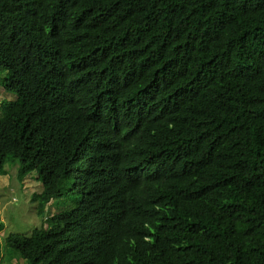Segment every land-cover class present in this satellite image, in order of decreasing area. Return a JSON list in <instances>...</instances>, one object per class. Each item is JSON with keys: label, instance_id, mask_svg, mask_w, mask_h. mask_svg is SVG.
I'll list each match as a JSON object with an SVG mask.
<instances>
[{"label": "trees", "instance_id": "1", "mask_svg": "<svg viewBox=\"0 0 264 264\" xmlns=\"http://www.w3.org/2000/svg\"><path fill=\"white\" fill-rule=\"evenodd\" d=\"M0 86V174L71 198L7 259L264 264V0H0Z\"/></svg>", "mask_w": 264, "mask_h": 264}, {"label": "rangeland", "instance_id": "2", "mask_svg": "<svg viewBox=\"0 0 264 264\" xmlns=\"http://www.w3.org/2000/svg\"><path fill=\"white\" fill-rule=\"evenodd\" d=\"M5 98L13 99L15 96L0 86V102ZM42 189L43 185L36 173L26 175L21 181L17 176L16 165L9 167L7 174H0V220L4 222L0 231V264H27L24 259H7L4 251L6 235L11 232L30 235L35 228L46 223L48 213H54L71 203L67 194L55 198L52 203H47L48 211L45 212L48 213L43 215L37 211V202L32 196Z\"/></svg>", "mask_w": 264, "mask_h": 264}]
</instances>
